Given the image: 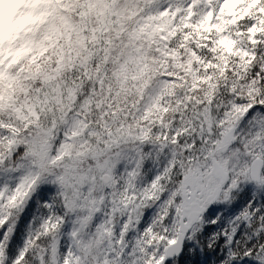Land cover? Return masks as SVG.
<instances>
[{
  "label": "snow or ice",
  "instance_id": "6c2138e0",
  "mask_svg": "<svg viewBox=\"0 0 264 264\" xmlns=\"http://www.w3.org/2000/svg\"><path fill=\"white\" fill-rule=\"evenodd\" d=\"M0 264H264V0H0Z\"/></svg>",
  "mask_w": 264,
  "mask_h": 264
}]
</instances>
